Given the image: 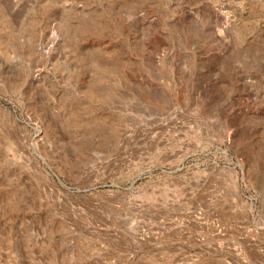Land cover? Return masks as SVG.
Returning <instances> with one entry per match:
<instances>
[{
    "label": "rangeland",
    "instance_id": "1",
    "mask_svg": "<svg viewBox=\"0 0 264 264\" xmlns=\"http://www.w3.org/2000/svg\"><path fill=\"white\" fill-rule=\"evenodd\" d=\"M0 264H264V0H0Z\"/></svg>",
    "mask_w": 264,
    "mask_h": 264
},
{
    "label": "bare ground",
    "instance_id": "2",
    "mask_svg": "<svg viewBox=\"0 0 264 264\" xmlns=\"http://www.w3.org/2000/svg\"><path fill=\"white\" fill-rule=\"evenodd\" d=\"M215 15H217V14L215 13Z\"/></svg>",
    "mask_w": 264,
    "mask_h": 264
}]
</instances>
